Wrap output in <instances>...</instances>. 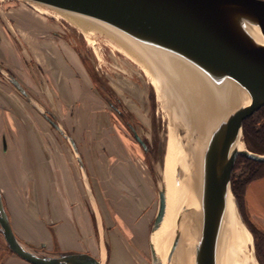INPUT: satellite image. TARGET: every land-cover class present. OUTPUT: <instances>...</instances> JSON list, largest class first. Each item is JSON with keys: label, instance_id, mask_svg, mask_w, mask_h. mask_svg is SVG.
Here are the masks:
<instances>
[{"label": "rangeland", "instance_id": "obj_1", "mask_svg": "<svg viewBox=\"0 0 264 264\" xmlns=\"http://www.w3.org/2000/svg\"><path fill=\"white\" fill-rule=\"evenodd\" d=\"M58 10L0 0V190L12 230L45 252L150 264L169 111L140 64ZM0 264L31 263L0 234Z\"/></svg>", "mask_w": 264, "mask_h": 264}, {"label": "water", "instance_id": "obj_2", "mask_svg": "<svg viewBox=\"0 0 264 264\" xmlns=\"http://www.w3.org/2000/svg\"><path fill=\"white\" fill-rule=\"evenodd\" d=\"M29 1L87 16L116 29L139 45L178 83L182 81L168 66L169 57L185 62L201 76L210 98L209 113L201 131L196 127L187 131L180 126L188 132L191 146H198L195 197L190 200L187 196L189 181L181 162H177L171 179V209L166 219L168 184L161 172L158 209L148 246L150 264H181L182 222L187 215L186 218L192 217L197 223L193 264H218L230 200L240 217L230 187L234 162L238 156L264 162V153L250 151L242 138L243 120L264 106V0ZM5 76L25 94L14 78ZM235 89H241L249 100L231 103ZM189 157V153L184 156L185 164L190 162ZM80 162L83 173L84 165ZM164 163L165 158L163 170ZM0 234L12 253L31 264H106L105 257L87 251L45 252L27 246L13 232L1 194ZM250 237L255 256L251 233Z\"/></svg>", "mask_w": 264, "mask_h": 264}, {"label": "bare ground", "instance_id": "obj_3", "mask_svg": "<svg viewBox=\"0 0 264 264\" xmlns=\"http://www.w3.org/2000/svg\"><path fill=\"white\" fill-rule=\"evenodd\" d=\"M58 11L61 14L60 16L68 20L85 35L96 32L105 35L124 54L141 65L143 72L151 80L161 98H163L164 106L169 111L168 119L171 123L167 131L168 140L164 149V158L166 157L164 170L163 166L160 167L161 172L165 174L168 184V210L166 218L168 219L172 200L171 179L177 162H181L183 173L189 181L187 196L190 200L192 198L194 200L195 197L198 146H191L187 131L193 127L201 131L203 120L210 109L207 86L204 84L201 76L185 62L172 57L168 58V66L176 72L179 78L178 81H182L178 83L164 69L162 70L158 67L139 45L116 29L87 16L67 11ZM235 91L231 93V103L249 100V97L241 89H235ZM212 110L213 107L211 106ZM180 126L187 130L186 133ZM187 153L190 154V162L185 164L184 156ZM186 216L182 222L180 258L181 264H193L194 249L192 245L195 239L197 223L192 220V217L188 219ZM249 240L251 241L250 233L246 226L241 225L235 203L233 200H230L219 244L218 264H256V260L252 255L250 256L248 251Z\"/></svg>", "mask_w": 264, "mask_h": 264}, {"label": "trees", "instance_id": "obj_4", "mask_svg": "<svg viewBox=\"0 0 264 264\" xmlns=\"http://www.w3.org/2000/svg\"><path fill=\"white\" fill-rule=\"evenodd\" d=\"M242 138L245 146L253 152L264 153V106L246 117L242 123ZM239 169V171H236ZM264 175V162L238 156L231 173L230 187L238 210L249 227L255 244V255L259 264H264L262 244L264 235L248 220L244 208V191L253 179Z\"/></svg>", "mask_w": 264, "mask_h": 264}, {"label": "crops", "instance_id": "obj_5", "mask_svg": "<svg viewBox=\"0 0 264 264\" xmlns=\"http://www.w3.org/2000/svg\"><path fill=\"white\" fill-rule=\"evenodd\" d=\"M6 121H8V117H7ZM9 122H14V120L11 119V121H9ZM52 167L54 169L55 165H53ZM54 170H53L54 171V180H56V181L58 180V182H59L60 179H57L58 176L56 174V169H54ZM67 176H68V173H67ZM64 180L65 181L63 183H64V187H65V184H67L66 183L67 180L66 179H64ZM41 187H42V195L43 196L48 195L47 197H50L49 195L54 193V192L50 193V191L53 188V183L50 184V182H48L47 184H45V182H44V183H42ZM46 188H47V190H46ZM244 208H245V213H246L248 220L264 235V175L261 177H258L256 179L251 180L246 185L245 191H244ZM262 249L264 252V241L262 244Z\"/></svg>", "mask_w": 264, "mask_h": 264}, {"label": "flooded vegetation", "instance_id": "obj_6", "mask_svg": "<svg viewBox=\"0 0 264 264\" xmlns=\"http://www.w3.org/2000/svg\"><path fill=\"white\" fill-rule=\"evenodd\" d=\"M0 194H1V201H2L3 207L5 209V212H6L7 216H8L10 224H11V219H10V216L8 215V211L6 209V206H5V203H4V197H3V194L1 193V190H0Z\"/></svg>", "mask_w": 264, "mask_h": 264}]
</instances>
